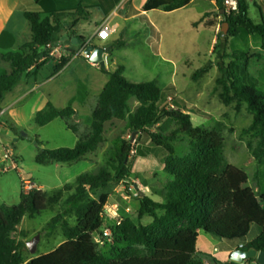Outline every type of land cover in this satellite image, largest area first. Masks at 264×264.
<instances>
[{
	"label": "trees",
	"instance_id": "trees-1",
	"mask_svg": "<svg viewBox=\"0 0 264 264\" xmlns=\"http://www.w3.org/2000/svg\"><path fill=\"white\" fill-rule=\"evenodd\" d=\"M191 1L145 0L143 11H174ZM216 1L218 10L206 13L202 21L209 16H222L223 23L229 24V35L238 37L246 34L251 39L257 38L256 42L264 51V22L256 24L249 16V0H238V10L230 13H227L224 0ZM82 9L79 6L44 16L36 11L25 14L31 40L21 45L17 52L2 56V60L10 65V71L0 74V111L5 96L23 77L31 84L37 82L38 74L48 63L46 59L64 30L63 21L71 15L81 17ZM222 10L225 12L221 14ZM77 20L74 18V22ZM206 25L214 27L217 21H207ZM220 37H223L222 33H219L217 43ZM73 38L82 42L87 40L82 36ZM124 45L123 42L118 43L120 48ZM70 58L62 56L53 65V75L59 73ZM102 70L106 72L105 68ZM207 72L208 67L197 70L194 79ZM106 73L108 82L87 120L89 131L86 134L79 135L78 128L70 123L76 115L72 104L75 101L83 103L88 96L87 86L83 83H79L77 97L66 108L48 103L37 112V125L45 126L56 119H63L66 127L77 134L78 141L74 148L44 149L36 162H78L105 142V125L108 122L126 121V128L132 135L145 132L154 145L167 153L164 173L168 177L159 193L161 201L139 193L138 222L127 218L120 225L111 227L114 244L118 248L115 256L107 258L98 251L94 234L103 227L105 207L110 199L107 189L133 176L130 164L132 143L116 138L106 166L98 172L82 173L74 185H66L52 195L43 190L24 193L22 189L18 205H0V264H205L197 252L200 230L220 239L245 240L252 225H257L260 233L244 249L264 250V194L258 196L252 188L245 186L248 181L246 172L228 163L222 136L204 126H195L191 115L180 108L159 111L163 91L157 80L134 81L125 75L123 66ZM217 84L222 88L219 97L223 104L236 103L238 111L242 104H246L252 114V123L246 133L257 139L255 147L249 144V148L261 164L264 161V92L244 84L242 77L231 67L223 72ZM133 98L139 104L134 112L130 103ZM172 124L176 129L170 131ZM155 126L157 129L152 131ZM182 142H186L188 151L178 154L176 145ZM66 191L71 192L66 203L73 210L77 224L70 226L63 221L66 240L54 251L28 261L25 256L27 243L14 236L18 226L25 216L33 218L48 205L58 204ZM146 216L152 221L144 225L140 220ZM60 220L61 215L56 216L50 226H56ZM122 245L124 247L121 248ZM214 264L219 263L214 260ZM230 264L238 263L231 261Z\"/></svg>",
	"mask_w": 264,
	"mask_h": 264
},
{
	"label": "rangeland",
	"instance_id": "rangeland-1",
	"mask_svg": "<svg viewBox=\"0 0 264 264\" xmlns=\"http://www.w3.org/2000/svg\"><path fill=\"white\" fill-rule=\"evenodd\" d=\"M257 1L262 8V13L250 0L249 16L256 24H262L264 2ZM45 3L42 4L43 7ZM211 8L209 0H194L189 7L170 14L162 10L151 12L148 18L159 31L156 37L151 36L149 30L145 28L141 29L139 35L131 34V28H127L123 36L121 35L123 20L116 18L112 26L117 23L118 28L106 42L112 43L122 36L126 47L122 50H115L114 55L118 64L116 66L125 67V75L134 81L157 80L159 82L163 91V98L158 104L159 111L180 108L191 115L195 126H204L218 132L224 140V153L228 163L244 170L248 175L245 186L252 188L258 196H261L264 194V161L259 164L253 156L249 144L255 147L257 139L251 133H246L253 116L246 104H242L239 111L236 109V103L228 106L223 104L219 97L222 88L217 81L223 76V72L231 67L242 77L244 84L264 92V51L260 48V43L256 42L257 38L251 39L246 34L232 37L229 35V29L227 33H223V17L209 16L207 18L208 21H217L218 25L214 27H206L204 22L200 23L204 13L212 10ZM74 18H79V15L68 17L66 24L72 23ZM81 18H86V20H81L76 25L78 31L76 30L75 33L78 32L90 39L97 30L99 13L94 11L90 15L82 13ZM138 24L142 25L141 22ZM19 31L24 36L23 40L30 39L31 32L27 26L23 29L20 23ZM219 33H222L223 37H220L217 43ZM70 36L74 34H69ZM73 39L68 42L72 56L83 43L80 40V43L73 44ZM99 42L103 41L97 36L92 38V43ZM55 48L60 49L61 55L65 57L67 51L64 50L63 42L59 44L58 41ZM55 55L59 53L55 52ZM55 55H49L46 59L48 63L41 70L40 81L44 83L32 90L24 100L11 107L13 103L11 97L20 96L23 92V81H25L23 77L13 93L5 96L1 104L0 128L5 127V130L0 132V142H2L0 144V205L19 204L24 180H30L40 190L52 195L56 190H63L66 185H74L78 175L85 172H98L106 166L114 150L116 138L134 143L136 153H130L131 167L140 155L154 154L157 158H161L162 154L166 153L164 149L154 145L145 132L136 133L134 136L126 128V121L114 120L105 125V142L95 152L88 154L80 161L37 163L36 158L42 150L74 148L78 141L77 134L66 127L63 119H56L45 126L37 125L35 122L37 111L43 110L47 103L57 108H66L71 100L77 97L79 83H83L89 87L88 96L83 104L79 101L72 104L78 113L70 123L78 128L79 135H84L89 131L87 120L90 119L97 104L103 82L108 78L100 66H92L83 57L70 56V62L62 71L46 81L54 73L51 62L56 63L60 59ZM110 66L112 64L108 62L106 69L109 70ZM204 67H208V72L195 80L196 71ZM174 71L179 75L175 77ZM40 97L42 98L39 100ZM130 103L131 111L134 112L139 104L134 98ZM151 129L155 131L157 127ZM174 129L176 125H170V131ZM3 147L11 152L12 160L18 165L19 170L11 168V160L4 159ZM176 149L178 154L187 152L186 142L177 144ZM5 167L9 170L3 172ZM159 167L156 165L153 172L141 176V180H148L152 177L151 179L155 181L157 179L165 181L168 177L166 173H159V177L156 176ZM135 186L137 185L133 179H126L120 185L107 189L111 200L109 199L105 207L103 227L101 231L94 234L95 241L102 240L103 242H96L98 251L107 258H113L118 248L114 244L113 235L108 240L103 237L104 231L111 230L118 220L122 222L130 218L138 222L139 193L151 195L154 200L161 199L160 195H155L154 189L142 190L136 189ZM70 193L64 192L58 204L48 205L47 209L39 215L33 218L29 216L23 218L17 233L14 234L15 238L28 243L40 235L36 253L32 254L28 249L26 257L48 254L66 240L62 222L66 221L70 226L77 224L73 210L66 203V198ZM109 204L110 207H108ZM58 215H61L60 223L50 226L52 220ZM151 221L152 218L148 216L140 220L144 225ZM199 233L197 243L199 258L210 264H214V258L219 264H230L232 252L241 245L247 246L258 236L260 228L252 225L245 240L220 239L203 230Z\"/></svg>",
	"mask_w": 264,
	"mask_h": 264
},
{
	"label": "crops",
	"instance_id": "crops-1",
	"mask_svg": "<svg viewBox=\"0 0 264 264\" xmlns=\"http://www.w3.org/2000/svg\"><path fill=\"white\" fill-rule=\"evenodd\" d=\"M193 1L194 0H192L187 6L180 8V9H184V8L189 7L193 3ZM251 1L254 2L256 7H258L262 13V8L258 5V1L257 0H251ZM259 1L261 3L264 2V0H259ZM209 2L211 4L212 10L205 12L204 15L206 13H214L218 10V5H217L216 0H209ZM43 3L46 4V5H44V7H46V8H44L42 6ZM144 3H145V0H0V74L10 71V65L2 60V56L6 55L8 53L17 52L21 45H23V44H25L31 40V36H32L31 33H30V39L25 41V40H23L24 36L22 35V32L19 31L20 23H21V27L23 26V29L26 26L28 27V29H30L29 23H28L27 19L25 18V14L27 12L36 11V12L42 13L44 16L50 12H53V11H66V10H71V9H74V8L81 6L83 8L82 9L83 13H87L88 15H90V13L93 11L99 13V23L96 26L97 30L104 22H108V24L113 29L112 34L115 33L117 28H118V24L114 23L113 24L114 26H112V23L115 21L116 18H120L123 20V23H124L122 31H121V35L124 36L126 34L127 28L128 29L131 28L130 33L134 34V35H139L142 31L141 29L145 28V29L149 30L151 36L156 37L159 34V31L156 28V26L150 22V20L148 18L150 13L155 11V10L148 11V12L143 11V4ZM180 9H177V10H180ZM156 10H161V9H156ZM177 10H174V11L162 10V11L166 12L167 14H170V13L175 12ZM221 14H222V12H221ZM204 15H203V17H204ZM203 17L201 18L200 23L204 22L205 26L207 27L206 24H207L208 20L205 19L202 21ZM219 17L222 18V16H219ZM67 19H65L63 21L64 30L59 37V44H61L63 42L64 50L67 51L65 57L70 58V54H71L72 50L68 47L69 46L68 42L73 39V36L69 37V34L72 35V33H73L74 36L84 37L83 35L78 34V32L75 33V31L76 30L78 31L76 25L81 20H86V18L79 17V18H77L78 19L77 22H74V19H73L72 23H70V24L69 23L66 24L65 21ZM139 22H141L142 25L138 24ZM210 22L213 23L214 21H210ZM263 22H264V20H263ZM141 26H143V27H141ZM97 30H95L94 36H92V38L95 37ZM112 34H111V36H112ZM65 36H67L68 38H66ZM119 42H123L125 45L120 48L118 46ZM92 44H94L96 46H100V47H111V51L106 55V59H107L106 67H107L108 62H111L112 66H110L109 70H107L106 67H105V69H106V72L116 71V69L119 66H116L118 64L116 62V57L114 55V52L117 49L122 50L126 47V42L123 40V37L121 36L118 40L116 39L112 43H107L106 41H103V42L92 43ZM56 57L58 58V55H56ZM51 63H53V65L55 64V62H51ZM41 72L42 71H40V73L38 74L37 82L35 84L29 83L25 77V81H23V84H24V89L22 90L23 92L21 93L20 96L13 95L11 97V100H13V103L10 105L11 107L13 105H15L16 103H18L19 101L24 100L32 90L38 88L42 83H44L43 81H40ZM59 73H57V74H59ZM124 73H125V67H124ZM57 74H55V75H57ZM55 75H51L50 78H48L46 81L52 79ZM173 75L176 77L179 74L178 73L176 74L174 71ZM172 80L174 82L173 78H172ZM107 82H108V78L105 79V81L103 82L101 91ZM172 85H174V83ZM87 88H88L87 90L89 91L88 86H87ZM13 91L10 92L9 94H12ZM41 96H43V95H41ZM41 98L42 97H40L39 100ZM42 101H43V99H42ZM37 112H39V111H37ZM76 113H78L77 110H76ZM0 115H1V111H0ZM0 129H1V131H3V130H5V127L0 128ZM166 155H167L166 153H163L161 158H157L156 155H154V154H147V156L140 155L137 158L135 164L132 167L133 176L131 178L134 180V182L137 185V186H135L136 189L139 188L142 190L143 189L149 190L150 188H152L155 190V195L156 194L159 195L161 189L163 188V184L166 180L161 181L160 179L159 180L157 179L155 181L154 179H151L152 178L151 177L148 180L142 181L141 176L146 175V174H150L151 172H153L156 165L160 166L157 173H156V176L159 177V173H164V167H165L164 162H165ZM139 160H141V161L139 162ZM146 195H148V194H146ZM148 196L151 197V195H148ZM110 200H111V198H110ZM156 201H161V199L156 200ZM108 207H110V204L108 205ZM199 237H200V233H199ZM25 254H26V252H25ZM32 258H34V257H27V260L29 261ZM214 260H215V258H214ZM204 261H205V263H210L206 260H204Z\"/></svg>",
	"mask_w": 264,
	"mask_h": 264
},
{
	"label": "built area",
	"instance_id": "built-area-1",
	"mask_svg": "<svg viewBox=\"0 0 264 264\" xmlns=\"http://www.w3.org/2000/svg\"><path fill=\"white\" fill-rule=\"evenodd\" d=\"M224 6L227 9V13H230L231 11H237L238 10V0H224ZM113 32V29L111 28V26L108 24V22H104L97 30L96 35L101 41H106L107 39H109V37L111 36ZM92 44V38L87 39L85 42L82 43V45L80 46L79 50L72 56V54H70V56L72 57H83L86 61H88L92 66H99L98 64H94L90 61V56L87 55L85 53V48L88 45ZM55 52L59 53V58L62 57L61 53H60V49L55 48L53 52L50 53V55H55ZM56 56V55H55ZM170 101L172 100L171 98L169 99ZM1 132V129H0ZM131 137V136H129ZM1 144V142H0ZM132 150L131 153H136V149L134 148V143H132ZM4 148V147H3ZM5 155H4V159L5 160H11L12 164H11V168L15 169V170H19L18 165L12 160V154L8 149H5ZM9 168L5 167L3 169V172L8 171ZM24 193H29L30 191L33 190H40L39 187H37L33 182H31L30 180H24L23 181V187H22ZM105 215V213H104ZM121 220L117 221V225H120ZM112 236V232L109 229H106L103 233V237H105L107 240L111 239ZM96 242L98 243H103L102 240H96ZM240 248H244L242 245L240 246ZM216 250V249H215ZM205 264H210V263H205ZM238 264H258L256 261H244L243 263H238Z\"/></svg>",
	"mask_w": 264,
	"mask_h": 264
},
{
	"label": "water",
	"instance_id": "water-1",
	"mask_svg": "<svg viewBox=\"0 0 264 264\" xmlns=\"http://www.w3.org/2000/svg\"><path fill=\"white\" fill-rule=\"evenodd\" d=\"M225 10H222L224 13ZM229 29L228 23H223L222 32L227 33ZM79 39L74 38L73 44H77ZM111 51V47H100L94 44L88 45L85 48V53L90 56V61L94 64H98L101 68L106 67L107 59L106 55ZM136 133H134L135 136ZM40 240V235H37L32 241L27 243V247L30 253L35 254L37 251V245ZM231 261L237 263H243L246 260L256 261L258 264H264V250H256L254 248L244 249L238 248L232 252L230 256Z\"/></svg>",
	"mask_w": 264,
	"mask_h": 264
}]
</instances>
